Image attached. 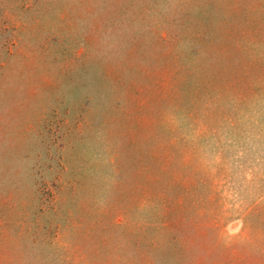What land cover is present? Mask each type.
<instances>
[{
  "label": "rangeland",
  "instance_id": "374dc122",
  "mask_svg": "<svg viewBox=\"0 0 264 264\" xmlns=\"http://www.w3.org/2000/svg\"><path fill=\"white\" fill-rule=\"evenodd\" d=\"M0 264H264V0H0Z\"/></svg>",
  "mask_w": 264,
  "mask_h": 264
}]
</instances>
